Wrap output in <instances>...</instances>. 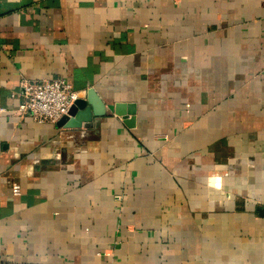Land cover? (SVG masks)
Returning <instances> with one entry per match:
<instances>
[{
    "label": "crops",
    "instance_id": "crops-1",
    "mask_svg": "<svg viewBox=\"0 0 264 264\" xmlns=\"http://www.w3.org/2000/svg\"><path fill=\"white\" fill-rule=\"evenodd\" d=\"M0 264H264V0H0Z\"/></svg>",
    "mask_w": 264,
    "mask_h": 264
},
{
    "label": "built area",
    "instance_id": "built-area-1",
    "mask_svg": "<svg viewBox=\"0 0 264 264\" xmlns=\"http://www.w3.org/2000/svg\"><path fill=\"white\" fill-rule=\"evenodd\" d=\"M24 100L19 113L30 115L39 123H57L79 98L80 93L62 77L44 80H23ZM16 195L20 187L13 186Z\"/></svg>",
    "mask_w": 264,
    "mask_h": 264
},
{
    "label": "water",
    "instance_id": "water-1",
    "mask_svg": "<svg viewBox=\"0 0 264 264\" xmlns=\"http://www.w3.org/2000/svg\"><path fill=\"white\" fill-rule=\"evenodd\" d=\"M114 111L117 115L122 116L125 123L134 124V116L136 114V104L128 103L127 105L117 104ZM106 109L103 101L100 99L94 89H89L87 95L78 98L70 107L58 124L66 128H80L83 124L87 125L93 122L95 117L105 116Z\"/></svg>",
    "mask_w": 264,
    "mask_h": 264
}]
</instances>
